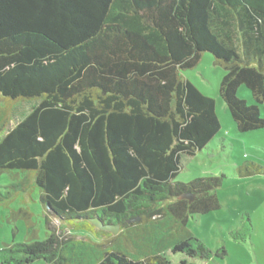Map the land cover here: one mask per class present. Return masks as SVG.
<instances>
[{"label":"trees","instance_id":"trees-1","mask_svg":"<svg viewBox=\"0 0 264 264\" xmlns=\"http://www.w3.org/2000/svg\"><path fill=\"white\" fill-rule=\"evenodd\" d=\"M205 53L226 71L220 95L237 131L263 129L264 0H0V100L31 103L14 125V110L0 106V172L32 177L48 221L93 231L99 218L122 230L105 242L52 231L2 248L0 264L218 257L188 223L222 207L226 176L176 179L183 156L222 127L216 100L183 74ZM242 85L253 104L237 96ZM238 172L264 176V165L249 160ZM242 222L230 233L238 241L253 231L248 213Z\"/></svg>","mask_w":264,"mask_h":264},{"label":"rangeland","instance_id":"rangeland-1","mask_svg":"<svg viewBox=\"0 0 264 264\" xmlns=\"http://www.w3.org/2000/svg\"><path fill=\"white\" fill-rule=\"evenodd\" d=\"M225 72L210 53L204 54L196 68L183 71L185 77L193 81L203 93L216 100L222 127L197 155L183 156V167L176 179L189 182L210 174L226 176L221 187L216 190L222 207L195 214L189 220V231L218 254V257L210 260L197 259L196 264H264V176L241 177L238 172V167L249 160L264 165V128L245 133L237 131L235 121L220 95V83ZM237 96L245 99L248 105L254 102L245 85L238 88ZM0 104L14 110L10 116L11 112L6 115V121L11 125L31 107V103L26 101L7 105L0 100ZM260 114L264 118V103L260 105ZM41 197V190L34 186L32 177L25 172H0V250L14 243L46 239L52 231L60 235L62 240L74 236L78 240L92 239L98 242L111 240L122 231L120 228L117 233H113L98 227L93 231H76L51 213L48 221ZM246 213L253 224L251 236L246 241L235 240L230 233L241 228ZM222 247L227 251L223 259L219 257Z\"/></svg>","mask_w":264,"mask_h":264},{"label":"water","instance_id":"water-1","mask_svg":"<svg viewBox=\"0 0 264 264\" xmlns=\"http://www.w3.org/2000/svg\"><path fill=\"white\" fill-rule=\"evenodd\" d=\"M194 197H195L194 194H191V193H185L181 196V198H186V199H189L190 201H193ZM92 223L95 224L96 227H98L101 230H107L113 233H117L120 229V225L104 224V222L100 220L99 218H96L95 220H93Z\"/></svg>","mask_w":264,"mask_h":264},{"label":"crops","instance_id":"crops-1","mask_svg":"<svg viewBox=\"0 0 264 264\" xmlns=\"http://www.w3.org/2000/svg\"><path fill=\"white\" fill-rule=\"evenodd\" d=\"M252 237H253V235H252Z\"/></svg>","mask_w":264,"mask_h":264}]
</instances>
